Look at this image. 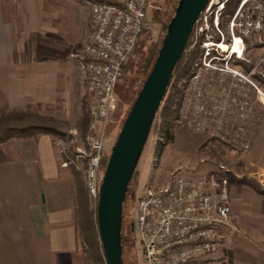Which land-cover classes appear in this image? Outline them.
I'll return each mask as SVG.
<instances>
[{
  "label": "built area",
  "instance_id": "1",
  "mask_svg": "<svg viewBox=\"0 0 264 264\" xmlns=\"http://www.w3.org/2000/svg\"><path fill=\"white\" fill-rule=\"evenodd\" d=\"M227 1L209 0L191 31L189 55L196 44L200 50L183 84L177 120L191 131L247 151L259 121L255 102L264 104V90L235 59L241 57L244 39L264 43V0H238L226 22V36L219 26ZM148 5L149 0H94L91 6L92 31L82 56L89 114L84 177L95 201L104 171V137L118 106L116 87L145 27ZM236 39L240 53L232 51ZM225 183L180 172L164 186H145L131 222L145 264H214L210 256L237 231Z\"/></svg>",
  "mask_w": 264,
  "mask_h": 264
},
{
  "label": "crops",
  "instance_id": "2",
  "mask_svg": "<svg viewBox=\"0 0 264 264\" xmlns=\"http://www.w3.org/2000/svg\"><path fill=\"white\" fill-rule=\"evenodd\" d=\"M56 20L45 0H0V114L26 106L46 113L65 110L85 88L82 55L73 61L61 50L66 41L57 33ZM90 20L91 9L82 42ZM258 53L264 69V48ZM47 135L37 137L35 149L42 147L43 160L35 153L0 163V264H84L75 226V181L49 152L50 139L41 146ZM253 143L256 154L263 150L264 118ZM236 199L230 201L237 231L210 259L264 264V200Z\"/></svg>",
  "mask_w": 264,
  "mask_h": 264
},
{
  "label": "rangeland",
  "instance_id": "3",
  "mask_svg": "<svg viewBox=\"0 0 264 264\" xmlns=\"http://www.w3.org/2000/svg\"><path fill=\"white\" fill-rule=\"evenodd\" d=\"M93 1L45 0L46 9L57 18L56 24L58 26L57 29H59L57 33L62 37L63 41H66V48H61V50L68 52L67 57L70 60L78 61V57L80 54L83 56L84 48L89 42L92 31L91 20L89 23L88 39L84 42L81 40L85 18L91 9ZM177 1L149 0L145 30L140 35L135 51L128 59L126 70L123 72L116 87L119 102L111 118L112 121L106 130L103 142L104 154L106 153L107 157L122 121L144 79L142 68L149 49L152 44L160 46L165 31V24L168 23L172 16ZM237 1L228 0L226 2L227 11L222 12L220 18L219 28L223 30L226 36L227 29L225 25L234 11ZM74 37L77 39L76 42H80V45L76 47L73 44ZM193 39L194 37L190 38L186 48L187 57L190 58V65L196 56H198L197 53L200 50L199 44H196L193 52L191 51L192 55H189L190 50L193 48ZM263 48V42L255 41L251 43L246 38L243 41L241 57L235 59L236 65L262 90H264V85L256 76L258 74L264 76V70L260 66L261 53H258ZM70 52L73 55L70 56ZM83 61L81 59L82 68ZM190 72L191 69L187 71L185 78L183 77L176 84L177 88L175 90H178V95L181 93L177 106H179L183 94V84L188 79ZM83 85H85V88L78 93L76 97H79L76 101L74 100L73 105H68V108L65 110L55 109L47 113L43 112L45 115L51 117L50 121L46 123L52 126L56 133L49 134L50 137L47 135L48 137H45V139L42 138L41 146L43 144L47 145V140L50 139L49 152L51 151L54 154L53 158L56 156L59 163L63 166L62 168H65L73 176L76 192L82 191L86 194L88 208L92 210L96 202L94 203L88 196L84 177L86 155L88 154L85 135L89 120L86 78L83 81ZM250 94L255 96V92L250 91ZM173 99L174 103L172 106L176 107L175 102L178 98L174 96ZM255 107L259 112L257 126L259 128L264 118V104L258 101L255 102ZM175 116L174 119H171L170 123L174 136L173 141L166 144L158 154V143L161 141L159 126L162 123V119L159 115H156L134 174L130 180L123 209L124 264H145L138 231L135 230L133 232V247L130 245L132 236H130L131 240L127 236L129 237L130 217L133 218L134 216L135 200L149 183L164 186L171 181L175 173L180 172L199 174L209 178L214 176L217 182L223 179L226 180V195L230 206L232 198L240 200L241 196L252 200H256L257 196H261L262 200H264V147L258 154L254 150V143L247 151L235 149L223 140L191 131L177 120V114ZM37 144L38 138L26 137L9 139L5 145H2V148L10 157L33 155L36 153L35 155L41 159L43 155L41 151L42 147L41 150L39 148L35 150ZM217 190L219 192L220 189ZM232 234L229 239H231Z\"/></svg>",
  "mask_w": 264,
  "mask_h": 264
},
{
  "label": "water",
  "instance_id": "4",
  "mask_svg": "<svg viewBox=\"0 0 264 264\" xmlns=\"http://www.w3.org/2000/svg\"><path fill=\"white\" fill-rule=\"evenodd\" d=\"M209 0H178L153 64L131 103L104 165L96 224L105 264L122 262V210L130 180L191 31ZM131 230H134L131 223Z\"/></svg>",
  "mask_w": 264,
  "mask_h": 264
},
{
  "label": "trees",
  "instance_id": "5",
  "mask_svg": "<svg viewBox=\"0 0 264 264\" xmlns=\"http://www.w3.org/2000/svg\"><path fill=\"white\" fill-rule=\"evenodd\" d=\"M227 11V4L223 12ZM147 15V14H146ZM167 23L165 24L166 27ZM145 28V27H144ZM145 29H143L142 33ZM141 33V34H142ZM185 46L183 54L173 71V76L170 80L169 86L167 88L166 94L160 103L159 109L156 115H159L162 119V123L159 126L160 143H158V154L161 149L173 141V133L171 131V119H174L177 114V105L180 99V94L178 95V90H175L176 84L185 78L187 71L190 69V58L187 57L186 48L189 43ZM158 46L152 44L149 52L145 58L143 64V74L146 77L148 71L150 70L153 61L156 57ZM261 69H263L260 64ZM126 70V64L123 65V72ZM264 73V72H263ZM123 75V73H122ZM256 78L264 85V76L258 74ZM117 93V92H116ZM177 96L175 102L176 107L173 105V97ZM118 98V96H117ZM119 102V100H118ZM113 116V115H112ZM51 117L45 115L42 111H36L31 106L26 107H11L5 113L0 114V163L10 161L12 158L3 150L2 145L9 139L12 138H26V137H39L43 134H53L56 133L55 129L48 125L46 122L50 121ZM112 120H110L111 123ZM107 159V154L105 153L102 158V166L105 165ZM130 185V183H129ZM126 192V198L129 190ZM82 190V189H81ZM86 194L82 191H78L76 194V210H75V226L78 233V242L82 251L84 258V264H105L102 247L97 231L96 224V201L95 205L91 210L88 208V203L86 201ZM125 198V200H126ZM125 204V201H124ZM123 204V209H124ZM132 217H130L129 222V237L132 236L130 245L133 247V231L131 230ZM122 227H123V210H122ZM122 235V262H123V252L124 243ZM136 259V258H135ZM124 264V263H123Z\"/></svg>",
  "mask_w": 264,
  "mask_h": 264
},
{
  "label": "bare ground",
  "instance_id": "6",
  "mask_svg": "<svg viewBox=\"0 0 264 264\" xmlns=\"http://www.w3.org/2000/svg\"><path fill=\"white\" fill-rule=\"evenodd\" d=\"M220 46H221V48H224V49L227 48L225 43H220ZM232 51L233 52H239V53L241 52V44H240V41L238 39H236L234 41V44H233V47H232Z\"/></svg>",
  "mask_w": 264,
  "mask_h": 264
}]
</instances>
